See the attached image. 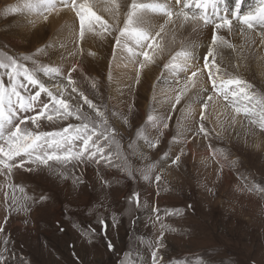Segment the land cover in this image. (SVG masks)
Instances as JSON below:
<instances>
[{
  "label": "rangeland",
  "instance_id": "rangeland-1",
  "mask_svg": "<svg viewBox=\"0 0 264 264\" xmlns=\"http://www.w3.org/2000/svg\"><path fill=\"white\" fill-rule=\"evenodd\" d=\"M116 1L122 8L130 3V0ZM104 2L109 4L108 0ZM227 2L230 7L234 4V0ZM23 3L24 0H0V56L18 58L29 68L50 64L63 69L76 66L72 75L78 88L107 110L109 124L119 133L121 160L116 163L122 164L127 157L132 175L103 162L66 168L53 164L49 168L30 164L26 158L23 167L13 168L7 175L0 174V254L7 264H122L125 260L131 264H152L150 245L161 232L163 247L158 253L163 257L161 264H264V193L249 190L252 185L264 188V134L249 131L250 126L242 116L239 125L232 115L228 125L217 130L211 116L206 118V110L205 136L198 132L200 103L184 101L175 112L171 107L178 90L172 91L176 83L164 65L191 41L198 47L196 64L202 67V57L213 32L217 31L214 25L209 24L203 30L169 26L171 30L167 32L171 34L163 38L171 44L173 37V49L160 64V75L154 80L157 90L153 92V84L139 87L138 63L115 46L114 35H107L110 40L101 47L80 41L78 21L72 11L67 10L69 21L58 14L44 13L48 15L45 21L35 12L8 10L21 8ZM254 3L255 0H244L242 11ZM100 4L93 10L110 19L109 12L103 11ZM153 23L159 25L163 19L156 16ZM49 25H54L53 30ZM34 27L45 28L43 38L22 37V30L31 28L33 34ZM91 33L86 32L85 37L92 36ZM219 34L235 46V49L217 48L222 71L226 69L246 81L249 91L257 97L264 96V76L257 71L264 68L261 37L255 33L241 35L235 29L232 33L221 29ZM253 40L255 43H251ZM118 53L120 62L113 65ZM25 56L31 59L24 61ZM128 66L131 68L128 75L117 73L120 67L128 69ZM38 75L51 88L48 79L52 78L43 73ZM182 75L177 77L181 79L180 86ZM3 78L7 81L6 76ZM52 80L67 83L59 78ZM200 81L201 97L211 95L225 106L226 102L211 90L206 76L201 75ZM93 82L96 88L91 86ZM121 89L126 96L125 107L112 102ZM84 108L91 112L86 105ZM226 108L234 114L230 106ZM111 112L120 118L112 117ZM149 114L171 115L172 119L166 121L169 127L156 133L147 125ZM70 123L79 121L42 119L39 127L30 121L22 127L34 132H54ZM142 126L151 135L159 136L155 149L141 148L142 141L136 133ZM141 153L144 159L139 158ZM177 155L180 160L173 164ZM149 163L156 167L149 173V179H144L141 170ZM156 175L161 176L158 182ZM133 192L140 195L139 207L128 203ZM41 196L43 200L39 199ZM100 220L106 222V230ZM108 242L113 245L112 250L108 249Z\"/></svg>",
  "mask_w": 264,
  "mask_h": 264
},
{
  "label": "snow or ice",
  "instance_id": "snow-or-ice-1",
  "mask_svg": "<svg viewBox=\"0 0 264 264\" xmlns=\"http://www.w3.org/2000/svg\"><path fill=\"white\" fill-rule=\"evenodd\" d=\"M243 3L244 0H234L230 7L227 0H130V3H126V11L121 18V5L116 3V0H111L109 4L104 5L110 19L98 15L93 10L95 3L90 0H24L21 8L14 7L8 10L13 13L35 12L47 21L48 15L44 13L51 14L57 11L58 6L68 9L75 14L78 21L80 41H83L86 32L98 36L114 35L115 46L126 52L130 60L136 61L140 70L155 63L157 55L163 53L162 34L184 26L203 30V27L213 24L217 31L213 32L208 50L202 57V67L196 64L197 46L191 41L181 51L172 55L169 62L164 65L165 70L172 73L177 85L181 83V79L177 77L183 74V86L178 91L174 89L176 94L171 105L172 110L175 112L191 88H197L193 94L194 98L188 99L191 103L201 104L199 114L201 123L198 125V132L208 135L203 121L208 102L213 100V96L209 95L203 99L200 95L198 84L200 76L203 75L210 82L211 90L216 97L226 102L225 107L232 108L233 121L242 116L250 126L249 131L258 130L264 134V96L257 97L255 93H251L246 81L229 74L226 69L222 71L217 61L218 47L227 46L235 49L232 43L219 34L221 29H226L228 33L235 29L241 35L255 33L261 37L260 43L264 45V0H255L254 4L248 6L247 11H242ZM156 16L161 17L163 23L154 24L153 19ZM233 21L236 22L235 25ZM22 59L27 61L31 57L25 56ZM0 71L3 73V76H0V174H10L13 168L23 167L27 160L37 167L49 168L53 167V164L66 168L84 163L99 165L103 162L110 167L119 166L122 171L132 175L127 166V157L122 164L116 163L121 160V145L117 140L119 133L109 124L107 110L94 103L78 88L72 75L77 71L76 66L63 69L59 65L50 64L29 68L20 59L4 55L0 56ZM38 73L52 79L66 80L67 83H53L50 88L40 79ZM5 76L7 81L3 78ZM91 86L96 88L94 82ZM29 89L32 91L29 92ZM203 91H208V88L205 87ZM42 96H46L47 99H42ZM85 105L91 112L85 110ZM29 112L35 114L21 115ZM111 116L120 118L116 112H111ZM42 119L48 121L75 119L79 123H70L54 132H34L22 127L29 121L39 127ZM171 119V115L149 114L147 125L156 133H162V129L169 127L166 121ZM124 122L127 123L126 117ZM189 130L191 131V128ZM136 136L142 141L141 148L155 149L159 144V136L151 135L143 126L137 131ZM133 144L134 142L130 143L128 147L132 148ZM213 152L215 154V150ZM17 158H20L19 162ZM139 158L145 157L141 153ZM179 160L180 156L177 155L172 163L176 164ZM155 167V164H147L141 170L143 178L149 179V173ZM155 180L160 181L161 176L156 175ZM249 190L264 193V188L256 189L254 185L250 186ZM39 199L43 200L44 197L41 196ZM128 203L139 207V193L133 192L128 197ZM99 222L106 230V222L104 220ZM162 237L161 232L154 244L150 245L153 247L152 264H161L163 260V257L158 255L163 247ZM107 247L112 250L111 242L107 243ZM0 264H7L3 254H0ZM122 264H131V261L125 260Z\"/></svg>",
  "mask_w": 264,
  "mask_h": 264
},
{
  "label": "bare ground",
  "instance_id": "bare-ground-1",
  "mask_svg": "<svg viewBox=\"0 0 264 264\" xmlns=\"http://www.w3.org/2000/svg\"><path fill=\"white\" fill-rule=\"evenodd\" d=\"M10 1V0H9ZM12 1V0H11ZM105 0H90V2H93V3H95V7H94V9H97L98 7H99V2L101 3L100 4V6L102 7V10L104 11L105 10V8H104V5H105V2H104ZM109 1V3L111 2V0H108ZM116 3H118V1H116ZM119 4V3H118ZM68 9H66V10H64L63 8H58L57 9V11H55V12H52L51 14H58L60 17H62V19L64 20V21H69L70 19H71V16H70V14L68 13V11H67ZM120 11H121V18H123V13H124V11H126V8H122L121 7V9H120ZM105 17V16H104ZM235 24V23H234ZM39 27V26H38ZM41 27H43L42 25H41ZM37 28V27H34V29H35V32L33 33V34H30L32 31L30 30L31 28H29V29H27V30H22L23 32H22V37L23 36H28V35H30V36H28L30 39H35V37H42L43 38V36H42V33H44V30H45V28ZM189 27V26H188ZM188 27L187 26H184V30H186V29H188ZM49 28L50 29H52L53 30V28H54V25H49ZM51 32V31H50ZM171 34V32H167L166 34H164L163 36H162V40H161V42H162V44L164 45V51H163V53L162 54H158L157 55V58H156V61H155V63H152V64H149V65H147L144 69H142L139 73H138V84H139V87L141 88H146L148 85L147 84H153V92H156V90H157V88H156V86L154 85V80H155V78H157V76L158 75H160V64H161V62H163V61H165L171 54V50L173 49L172 48V40H173V37H170L171 38V44L170 43H168L167 42V40L166 39H164L163 37L165 36V35H170ZM91 35L92 36H88V37H85L84 39L85 40H83V41H85V42H92L94 45H97V46H99V47H101L102 45L104 46L105 45V43L106 42H108V40H110V37H108V36H98V35H96V34H94V33H91ZM173 35V34H172ZM106 39V40H105ZM159 39V38H158ZM112 43V42H111ZM184 44V43H183ZM177 47V46H176ZM178 47H180L179 45H178ZM177 47V48H178ZM182 47V46H181ZM171 48V49H170ZM198 48V47H197ZM170 49V50H169ZM115 59V58H114ZM113 59V60H114ZM119 59H120V56H119V53H118V55H117V58H116V60H114L113 61V65L115 64H117V63H119L120 61H119ZM82 62V61H81ZM81 62H78L79 64L81 63ZM82 64V63H81ZM81 66V65H80ZM83 67V66H82ZM129 67V66H128ZM130 70H131V68L129 67L128 69H124V68H122V67H120L118 70H117V73H119V74H123V75H128V73L130 72ZM257 71L259 72V75L260 76H264V68H257ZM128 77V76H127ZM109 79V78H108ZM200 79H201V76H200ZM109 82H111V80L109 79L108 80ZM58 81H56V80H52V79H48V83L50 84V85H52V83H57ZM201 82V81H200ZM183 86V84L180 86V84L179 85H177V84H174V86H173V89H172V87H171V89H172V91H174V89L175 90H179V88L180 87H182ZM52 87V86H51ZM199 87H200V83L198 84V89H199ZM110 88V87H109ZM111 88H112V86H111ZM113 89V88H112ZM170 89V90H171ZM141 90V89H140ZM147 90V89H146ZM112 91H114V90H112ZM197 91V88H191L190 90H189V92H188V96L187 97H185V99L184 100H182L181 101V103H183L184 101H190L191 102V100H189L188 99V97H193L194 98V96H193V94L195 93ZM168 92H171V91H168ZM168 95L169 96H172V94L171 93H168ZM166 96V97H169V96ZM126 96H125V94H124V89H121V90H119L118 91V97H117V95L116 96H114V98L112 99V102L116 105V106H120V107H125L127 104H126ZM194 104V103H193ZM210 104L211 105H209V107L207 108V115H206V118H210V116H211V118H212V120L214 121V125H215V129H217V130H221V128H223V126L225 125V124H227L228 125V120H230L231 119V115L233 116L234 114L231 112V110H229V109H227L222 103H220L217 99H215L214 97H213V100L210 102ZM196 106V105H195ZM200 111V110H199ZM211 114V115H210ZM186 115V114H185ZM212 115H214V117L212 116ZM186 117H187V115H186ZM184 118V117H183ZM237 119H238V124L239 125H241L242 124V120L243 119H241V118H239V117H237ZM186 121V120H185ZM225 127V126H224ZM263 143H264V141H263Z\"/></svg>",
  "mask_w": 264,
  "mask_h": 264
}]
</instances>
